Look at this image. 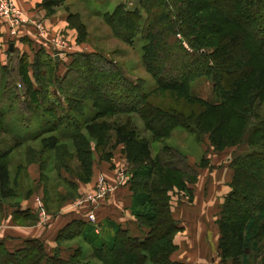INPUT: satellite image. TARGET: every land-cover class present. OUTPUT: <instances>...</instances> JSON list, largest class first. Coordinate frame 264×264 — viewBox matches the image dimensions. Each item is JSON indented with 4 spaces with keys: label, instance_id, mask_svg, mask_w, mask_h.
<instances>
[{
    "label": "trees",
    "instance_id": "1",
    "mask_svg": "<svg viewBox=\"0 0 264 264\" xmlns=\"http://www.w3.org/2000/svg\"><path fill=\"white\" fill-rule=\"evenodd\" d=\"M66 1L42 0L41 5L53 14ZM131 1L132 5L120 1L112 10L103 12L102 18L116 36L129 44L142 35L143 62L156 78L160 91L179 94L190 103L200 104L203 110L187 112L155 104L141 82L126 77L118 65L97 51L69 53L67 71L61 75V63L41 44L32 62L28 57L20 59L18 73L25 86L21 92L17 83L8 80L9 71L3 66L0 132L9 134L13 141L0 139V199L18 195L21 172L33 163L39 165L44 184L50 177L47 171L52 160L60 183L70 189L66 194L59 193L61 205L77 194L78 183L70 178L72 175L82 182L93 179L95 152L110 162L114 151L120 149L132 174L131 181L122 186H128L131 192L130 209L138 230L108 220L106 226L99 209L94 210L96 222L89 217L93 208L77 210L76 217L58 231L57 246L52 251L39 238H30L14 250L0 240V264H189L172 258L179 248L176 237L183 226L174 216L171 192H183L193 200L192 185L198 181V171L191 167L186 153L164 145L154 155L152 144L154 140L170 138L180 127L195 135L200 144L208 135L217 151L242 143L251 148L230 162L234 170L230 191L216 221L219 256L222 264H264V115L254 108L264 100V82L250 84L255 66L247 63L233 86L224 84V72H231L236 63L249 58L246 51L240 50L251 30L249 22L264 18V0H232L229 14L223 13L224 22L231 24L232 29L212 52L207 49L219 33L214 31L205 38L201 31L213 10L204 6L197 14V0ZM170 4L172 11L166 10ZM68 22L78 33L77 42H87L89 31L80 13L69 12ZM260 30L259 49L264 52V28ZM178 32L185 36L191 51L180 40L170 43ZM178 53L185 56L182 65L169 64L171 55ZM83 70L91 82L87 89L75 84L84 78ZM200 76L213 78L220 103L191 93L193 80ZM104 79L110 82L99 86ZM110 91L121 92L119 103L114 98L109 101ZM132 96L131 102L123 101ZM5 102L12 106L18 103L34 115L21 114L22 118L16 119L18 125L8 124V112L2 105ZM121 113L128 114L126 119L118 116ZM132 113L142 119L150 137L139 132L129 116ZM35 117L41 119L37 130L29 122ZM37 140L40 147L29 144ZM23 145H27L26 165L19 164L13 176L8 157ZM73 161L79 172L72 168ZM200 166H206L203 156ZM52 196V188L46 182L42 198L46 210L51 209ZM67 242L77 246L72 248L71 243V252L63 255L66 248L62 246Z\"/></svg>",
    "mask_w": 264,
    "mask_h": 264
},
{
    "label": "rangeland",
    "instance_id": "2",
    "mask_svg": "<svg viewBox=\"0 0 264 264\" xmlns=\"http://www.w3.org/2000/svg\"><path fill=\"white\" fill-rule=\"evenodd\" d=\"M75 2V5L72 6L73 9H77L78 7L76 6L78 0ZM127 2L132 5L131 0ZM79 4L81 7H86L81 13L84 19L83 21L87 23L89 31V39L84 46L75 45L72 39L74 36L68 35L69 37H72L70 39L64 34L63 30H60L55 35H52L50 29L47 27L44 21L46 18L45 15L49 13L47 12L44 13L45 15H43L37 11V8L34 10V12L30 13L20 8V6L17 4V6L31 19L38 22H43V25L46 29L47 38L41 34L39 28L33 22L23 24L19 27L18 34L13 35L11 33L10 25L0 18L1 90L3 88L1 84V77L3 76V73H5L2 69L3 66H7V71H9V73L6 72V77L8 80H10L12 83H17L21 92L23 89H25V86H23L20 80L21 76L18 73L20 59L28 57L29 62H32L35 56V51L41 44L44 45L43 47H45L49 53L55 55L59 53L58 49H62L61 46H57L55 44L57 43L58 39H63L68 43V48L66 47V50H69V48L73 46V52L87 50L84 52L97 51L103 53L105 58L120 67L126 77L130 78L134 82H141L143 84L144 90L150 93V100L155 104L164 108H176L177 110L187 112H190L191 110L201 112L203 110V107L200 104L190 103V101H187L179 94L170 91H160L156 78L147 69L145 63L143 62L142 45L144 44V40L142 35L137 36L134 39V42L129 44L116 36L115 32H113L112 28L106 23L102 16H95L92 14V11H102L103 13L107 10H112L117 2H114L113 4H107L103 0H80ZM195 5L197 7L196 9H199L196 11L197 14L199 11H202V7L204 6L208 7L209 10H213V12H211L212 14L208 16L207 23L202 27L201 31V36L205 38L211 36L214 31L219 33V38L214 39L212 41V46H209L207 49L209 52H212L216 48L217 44L219 45L226 40L225 37L227 33L232 29V25L224 22L223 18V13L226 12L229 14L232 0H197ZM168 9L172 11L173 6L170 4L169 7H166V10ZM249 23L247 24L250 25L251 30L243 47L240 50V52L243 50L246 51L249 55V58L246 62L236 63L234 65V70L231 72H224V84L227 87L233 86L237 82L244 66L247 65V63L251 65L253 64L255 66V71H253V75L250 77V84L258 81H262V83L264 82V52H261L259 49L261 38L260 29L264 28V18L254 19ZM219 29H221V31ZM24 35L29 37L28 42H25L27 40L23 39L25 38L23 37ZM175 38H171L170 41L172 42L170 43H173L174 40L178 43L180 40L181 43L189 51H191L185 36L181 32H178ZM11 43H14V47L10 51L9 48ZM161 55L163 56V54ZM60 58L58 59L61 63V69L59 73L62 75L67 71L65 66H67V62L71 58H69V56L65 53H61ZM184 60L185 56L183 57L178 53L171 55L168 63L176 64L180 67L182 65V61ZM82 75H84V78L81 80L78 79V81L76 80L75 84L78 88L82 87L87 89L91 85V82L88 80V72L83 70ZM100 82L101 81H98L97 83L99 84ZM108 82H110L108 79H104L102 83L99 84V86L103 85V83L107 84ZM191 85V93L193 95L214 103H220L222 101L215 91V83L213 78L200 76L193 80ZM110 95L112 97H109ZM119 95H122L121 92H117L116 94L115 92H111L110 94L108 93L107 98H109V101H112L114 98L115 101L119 103L118 100H121L118 97ZM123 96L121 97L123 98ZM107 98L104 97V99ZM133 98V96L130 98L124 97L123 101L131 102ZM2 105L7 109L8 112L7 116L5 117V122L12 124L13 126L15 124L18 125L19 121H16V119L20 120V118H22L21 114L27 115L26 117H32L34 115L30 111H26V109H21L22 106H20L18 103L15 104V106H12L8 102H5ZM14 108L16 109L13 110ZM254 108L255 112L264 115V100L259 102V104L256 103ZM118 116L122 119H126L128 114L121 113L118 114ZM129 116L133 118L134 122L138 126L139 132L142 135L148 137L151 136V133L145 129L142 119L136 113H132ZM115 118L116 117L112 118V120ZM29 122L31 124L30 126L33 125L37 130L41 119L35 117L34 120H30ZM0 139L5 140L7 143L13 141L12 137L3 131L0 132ZM29 144L35 147H40V140L29 142ZM69 144L71 145L70 141ZM152 144L154 155L157 154L158 151L164 147V145H171L181 152L186 153L189 164L192 168H195V170L198 171V181L192 185L194 188L193 200H190L188 195L183 192H171L172 210L174 216L181 221V225L183 226V230L178 233L176 237V242L179 245V248L175 253H173L172 258L175 260L184 261L189 264H222L218 247L220 235L216 221L219 217V212L221 210V205L224 201V198L230 191V182L232 181L234 174V170L230 167V162L237 155L249 152L251 148L248 146V144L242 143L227 147L222 151H217L210 144L208 135L204 137L200 144L196 140L195 135L188 133L181 127L176 129L170 138L160 141L154 140ZM26 149L27 145H23L22 147L13 151L8 157V164L13 176L15 175L17 170L16 168L19 164L24 163L26 165ZM202 156L206 158V166H200ZM104 162L108 161H105L100 153L95 152V169L100 168ZM109 163V165L106 164L109 169L113 170L117 167L118 169L115 172V179L113 181L104 177L108 184L117 183V176L121 171H123L124 174L128 176L127 182L131 181L132 174L130 167L126 162V159L123 158L120 149H116L114 151V157ZM71 165L74 171L79 172L76 161L71 162ZM49 166L50 167L47 171V174H49L50 177L46 182L47 186H50V189L52 188L53 196L50 200L51 209L46 210L44 207L42 198L46 182L43 184L41 180L39 165L33 163L26 168L24 167L25 169L21 172V176L19 177L18 195L12 198L0 199V225L21 223L26 224L27 226H34L36 223H48L51 221V219L47 221L45 219L46 216L57 213L61 209H67L68 212L72 210L85 211L88 208H93L92 211H97L98 209L101 210V206H104L106 202L108 203L117 191V188L114 189L113 191L107 193L100 203L94 204L90 197H94L95 192H97V184L99 182V178L102 175H99L97 180L94 179L96 182L94 183V186L91 187L92 189H90L88 185L92 180L89 182H82L80 179L72 175L70 178L78 183L77 194L74 195L70 200H67L63 202V204L59 205L57 199L59 193L61 192V194H66L70 189L66 190L65 184L60 183L61 181L57 177L52 160L49 162ZM181 166L185 167V165L182 163ZM66 175L71 176L69 173H66ZM125 197H127V195ZM121 208L123 209L124 205L121 206ZM107 209L108 208H106V210ZM39 211H43L44 213L45 218L42 221V217H39L38 215ZM26 212L29 215H26ZM40 216H42L41 213ZM133 217L134 216L132 214V218ZM1 229H5V226H3ZM97 229L99 230V228ZM32 230L35 232L36 228ZM67 244H70V242L66 243V246H69ZM65 252V255H69L67 249H65ZM229 264H232V262L230 261Z\"/></svg>",
    "mask_w": 264,
    "mask_h": 264
},
{
    "label": "crops",
    "instance_id": "3",
    "mask_svg": "<svg viewBox=\"0 0 264 264\" xmlns=\"http://www.w3.org/2000/svg\"><path fill=\"white\" fill-rule=\"evenodd\" d=\"M75 1L76 0H67L66 3L60 8H58L53 14L45 15L44 13H47V10L43 8V6L41 5L42 0H16L20 8L26 10L27 12L32 13L37 8V11L45 15L46 18L44 19V21L47 27L50 29L52 35H55L60 30H63L66 36L68 35L74 36L73 38L69 36L68 37L70 39L71 38L73 39L75 45L84 46L86 42H82V43L77 42L78 33L76 29L72 28L69 25V22H68L69 12H79L82 17L81 12L82 10H85L84 8H86L85 6L81 7V5L79 4L80 0H78V3L76 5L78 6L77 9H73L72 6L75 5L76 3ZM103 1H105V3L107 4H113L114 2H117V3H119L120 1L127 2L129 0H126V1L125 0H120V1L119 0H103ZM101 13L102 11H92V14L95 16H102ZM23 37H25L23 39L27 40L25 42H28L29 37L28 36L26 37V35H24ZM83 51H87V50H83ZM69 53H73V46L69 48L67 52L68 56L70 55ZM55 56H59L60 58V55L58 54ZM123 158L125 159L124 155H123ZM106 164L109 165L110 163L104 162L100 166V168L95 169V174L93 176V179L88 184L90 189H92L91 187L94 186V183L96 182L95 180H97V177H99V175H102V176L105 175L104 176L105 178H108L112 181L115 179V172H116L115 168L113 170L109 169ZM101 173H103L104 175ZM126 195L127 197H125ZM131 201H132L131 192L128 186L119 185L117 187V191L115 192L111 200L108 203L106 202L104 206H101L102 209L100 210V212H101V215L105 217V221L107 222L106 226L109 225L108 221H112L113 223H116V224H122L123 227L125 228L130 227L132 229H135V231L138 230L136 228L138 226L135 223V218L134 217L132 218V213L130 209ZM123 205L125 209L121 208V206ZM106 208L108 209L106 210ZM40 213L42 214V216H40ZM77 213H79L77 210L76 211L72 210L68 212L67 209L65 210L61 209L58 213L49 214L45 218L43 211L41 212L39 211L38 215L39 217H42L41 221L44 218L47 221L51 219V221H49L48 223H42V224L36 223V225L34 226H27L26 224H21V223H9L8 225H0V240L1 241L5 240L4 242L6 246L10 250H14V249H17L25 245V242L30 238H39L46 243L48 250L52 251L57 246L56 237H57L58 231L63 226H65L69 221H71L74 217H76ZM11 222H12V219H11ZM3 226H5V229L2 230L1 228ZM34 228H36L35 232H33L32 230ZM96 231H99V230L96 229ZM73 242H70V244L72 243L71 245L73 247H76L77 243H73ZM70 244H67V245H70ZM62 247L66 248L68 250V253L71 252L68 246L63 245ZM65 253H66L65 250H63V255H65Z\"/></svg>",
    "mask_w": 264,
    "mask_h": 264
},
{
    "label": "built area",
    "instance_id": "4",
    "mask_svg": "<svg viewBox=\"0 0 264 264\" xmlns=\"http://www.w3.org/2000/svg\"><path fill=\"white\" fill-rule=\"evenodd\" d=\"M0 18H2L3 21L7 22L10 25L11 33L13 35L18 34V31H19L18 29L23 24L33 22L37 25L41 34L47 38L46 29H45V26L43 25V22H38L36 20L31 19L26 13L23 12V10H21L17 6L15 0H0ZM55 45L61 46L62 48L61 50L57 48L59 53L57 52L56 53L58 55H61V53L67 54L68 50H66V47L68 48V43L65 40L58 39ZM127 179H128V176H126L123 171L118 173L117 183L108 184L104 176H101L97 184V189H96L97 192H95L94 197H90V199L93 201L94 204L100 203V201L103 199L105 195H107V193L113 191L119 185H122L125 182H127ZM89 217L92 221L96 222L97 218H96L95 211H91L89 214Z\"/></svg>",
    "mask_w": 264,
    "mask_h": 264
},
{
    "label": "water",
    "instance_id": "5",
    "mask_svg": "<svg viewBox=\"0 0 264 264\" xmlns=\"http://www.w3.org/2000/svg\"><path fill=\"white\" fill-rule=\"evenodd\" d=\"M13 47H14V43H11V44H10V49L12 50ZM55 57H56L57 60L59 59V56H55Z\"/></svg>",
    "mask_w": 264,
    "mask_h": 264
}]
</instances>
